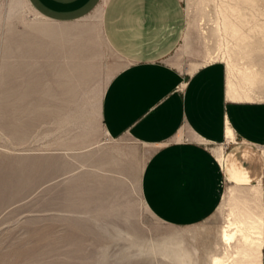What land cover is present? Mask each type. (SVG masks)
<instances>
[{"label":"rangeland","instance_id":"obj_1","mask_svg":"<svg viewBox=\"0 0 264 264\" xmlns=\"http://www.w3.org/2000/svg\"><path fill=\"white\" fill-rule=\"evenodd\" d=\"M182 2L179 65L223 60L231 71L263 52L264 0ZM62 25L27 0H0V264H214L233 251L221 239L233 208L258 215L264 232L257 183H226L217 209L193 225L148 209L141 175L154 147L111 138L101 120L117 56L93 14L70 22L71 35L57 36Z\"/></svg>","mask_w":264,"mask_h":264},{"label":"crops","instance_id":"obj_2","mask_svg":"<svg viewBox=\"0 0 264 264\" xmlns=\"http://www.w3.org/2000/svg\"><path fill=\"white\" fill-rule=\"evenodd\" d=\"M27 1L43 19L63 24L57 36L74 33L70 22L91 14L98 20L117 56L102 94V124L111 138L154 147L141 192L159 220L203 221L226 183H257L264 196V50L231 71L223 60L190 69L171 58L187 35L182 0Z\"/></svg>","mask_w":264,"mask_h":264},{"label":"bare ground","instance_id":"obj_3","mask_svg":"<svg viewBox=\"0 0 264 264\" xmlns=\"http://www.w3.org/2000/svg\"><path fill=\"white\" fill-rule=\"evenodd\" d=\"M99 11L100 9L97 10V13ZM227 134L232 137L230 129L227 130ZM262 224L261 218L252 211L233 208L221 231V239L227 248H233V251H230L227 256L213 257V263L227 264L226 261H230V264H255L256 259L261 256L264 246ZM256 263L260 264L258 261Z\"/></svg>","mask_w":264,"mask_h":264}]
</instances>
